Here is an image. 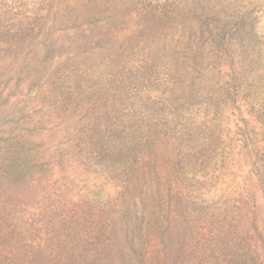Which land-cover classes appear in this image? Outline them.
Returning a JSON list of instances; mask_svg holds the SVG:
<instances>
[{"label": "rangeland", "instance_id": "374dc122", "mask_svg": "<svg viewBox=\"0 0 264 264\" xmlns=\"http://www.w3.org/2000/svg\"><path fill=\"white\" fill-rule=\"evenodd\" d=\"M69 1L77 0H60L57 6L48 8L44 12L45 19L36 23L35 31L24 45L15 54L5 57L6 60L0 58V199L5 200L3 196H9V203L16 209V201L21 194L41 208L50 205L49 212L52 207L76 212L71 205L82 204L83 199L93 201V206L96 202L103 206L112 202L109 217L104 214L108 207L94 206L98 216L90 219L93 224L83 226L81 234L84 231L91 236L100 233L102 237H108L112 243L114 264H209L206 256L207 249L209 253L213 250L208 245L214 241L213 225L221 226L226 218L229 222V216L224 221L220 215L225 211L232 212L231 205L237 203L240 195L245 202V190L253 188L259 191L252 204H261L260 218L255 223H259L256 237L259 236L257 241L264 259V189L261 186L256 188L258 178L264 177V171L262 162L256 159L258 156L248 163L244 152L249 151L255 156L254 147L258 148L262 136L252 137L247 128L245 133L240 132L239 129L244 128L250 119L246 108L244 115L237 109L233 112L231 108L234 106L225 112V107L228 108L225 104L232 106L235 95L233 90H226L228 86L219 78L223 65L235 66L237 60L228 58L217 65L210 60L209 66L203 69L208 77L209 92L203 95L206 100L201 109L207 105L211 113L216 111L218 119L222 118L220 123L225 129V137L221 143L226 147L233 146L231 142L242 149L249 147L243 151L241 148L236 150L239 162L233 168L234 175L230 180L226 177L229 173L221 165L219 170L212 167L191 169L184 176L176 172L170 164L175 154L169 149L152 150L151 145L144 143L145 136L140 135L142 140L136 138L140 137L136 135L138 126L129 116L125 117V123L129 122L124 129V139L130 141L128 147L135 152L141 151L138 143L143 144L139 162H131L133 173H119L117 165L103 168L97 158L88 162V155L93 153L91 149L96 145V138L93 139L91 134L96 128L93 126L101 128L103 132L99 140L107 143L119 135L115 133L119 130H115L114 124L123 120L126 109L137 101V92L140 93L139 100L150 94L156 103L167 97L165 86L158 89L159 86L151 84L147 76L139 77L142 72L134 70L138 55L133 58L129 51L137 50L147 42V34H142L140 29L153 18L164 20V23L169 20L171 27L176 22L179 24L182 18L195 25V21L190 20L193 15L190 6L195 9L192 6L194 0H175V11L169 6L155 15L149 9L124 10L121 21L115 20L105 7L90 14L72 12L67 7ZM184 30L189 29L176 24L171 29L172 35L169 33L173 38L177 33L179 37L182 34L185 37L178 47L180 54L188 53L187 46L191 44L190 36H186ZM256 34L264 38L262 18ZM173 38H168L166 45L175 43ZM141 52L145 54V49ZM255 52H250L253 58ZM154 71L152 76L155 79L158 75ZM258 77L264 78V73ZM140 84L142 89L136 91ZM181 111L189 115V111ZM153 113L154 121L160 112L154 109ZM181 118L183 122L179 126L183 127L188 121H185L186 117ZM128 134L136 136L131 137L134 142L127 137ZM223 152L220 148L217 153ZM126 166L128 168L129 163ZM121 192L124 196L117 199ZM223 203L227 205L223 207ZM63 215L69 216L68 211ZM72 221L75 223L64 229H67L66 234L74 231L73 234L78 236L80 233L72 229L78 226L76 217ZM251 227L255 232L252 224ZM185 230L189 236L195 235L198 247L203 248V257L199 255L189 259L174 254L176 236ZM67 241L73 242L70 237ZM158 257L163 259L162 263ZM177 257L178 261L174 263Z\"/></svg>", "mask_w": 264, "mask_h": 264}, {"label": "trees", "instance_id": "16d2710c", "mask_svg": "<svg viewBox=\"0 0 264 264\" xmlns=\"http://www.w3.org/2000/svg\"><path fill=\"white\" fill-rule=\"evenodd\" d=\"M59 1L0 0V58L6 60L5 57L8 58L13 53L15 54L35 31L36 23L45 19L44 12L48 8L50 10V7L57 6ZM165 1L77 0L69 1L67 7L72 12L83 11L87 14L105 7L107 12L114 15L115 20L121 21L124 10L131 12L133 9H149L150 13L155 15L164 12V9L171 6L172 11H175L174 4L177 0L176 2L175 0ZM192 6L195 9L192 10L190 6V11L193 13L190 20H194L196 24H188L185 18H182L179 24L176 22L178 26L189 29L188 31L184 30L185 35L190 36L191 44L187 46L188 53L187 51L183 54L179 53L178 47L185 40L183 34H180L179 37L177 33L175 38L171 37V29L176 24L171 27L172 23L170 22L169 25V20H165L164 23V20L153 18L151 22L148 21L147 24L141 26V33L147 34V42H144L137 50L129 51L133 58H136L137 55L139 58L134 70L138 71L137 73L142 72L139 77L147 76L151 84L159 86L158 89L160 86H165L168 89L167 97L156 103L148 93L147 96L143 95L139 100L140 93L137 92V101L128 110L126 109L124 121H118L119 126L117 122L114 124L115 130H119L115 133L118 132L119 135L107 143L99 140L103 132L100 130L101 128L97 125L93 126L96 128L91 134L93 139L96 138V145L91 149L93 153L88 155L90 156L88 162L95 161L97 158L101 160L98 164L102 167L117 165L119 168L116 170L117 172L133 173V163L131 162L139 160L143 144L138 143L142 147L141 151H136L138 153L128 147L130 141L124 139L126 132L124 129L129 122L125 123V117L129 116L138 126L136 135L145 136L146 142L144 141V143L147 146L151 145L152 150L154 148L155 150L163 148L165 151L169 149L172 154H175V158L170 164L173 165V170L176 172H181L184 176L191 169L206 170L212 167L219 170L221 165L225 168L223 170L229 173L226 177L230 180L234 175L235 169L233 168L239 162L236 150L242 149V147L234 142H231L233 144L231 147H226L221 143L225 137V135L223 136L225 129L221 128L220 123L222 118L218 119L219 114L216 115V111H213L215 114L211 113V109L207 105L201 109L204 100H206L203 95L205 92L207 94L209 92L206 79L208 77L204 75L203 69L209 66L210 60L214 65H217L230 58V61L237 60L235 66L230 64L229 68L230 65L225 63L223 71L219 75L220 80H224L222 83L229 87H226V90H233L232 94L235 95L231 101L232 106L225 104L228 106V108L225 107V112L234 106L235 108H231L233 112L237 109L244 115V108L247 109L250 119L246 122L243 121L247 125L239 129L240 132L245 133V128H247L248 132L253 134L252 137H262L258 148L254 147L255 156L251 155L249 151H244L247 154L245 160L249 163L258 156L256 159L262 162L261 166L264 171V78L259 79L258 77L260 73H264V38L261 39L256 34V27L261 18L264 19V0H194ZM110 17L112 18V16ZM168 38L169 40L173 38L176 45L175 43L166 45ZM143 48L145 54L141 52ZM250 52H255V58ZM154 69L156 70L154 71ZM213 70L215 71V68ZM153 71L158 75V78H153ZM118 83L121 84L119 81ZM116 84L117 81H115ZM112 85L114 86V82ZM140 88L142 89L141 84L135 89L139 91ZM155 91L149 92L154 93ZM154 109L160 114L153 121ZM182 109L189 111V115H184L185 112H182ZM141 116L144 119L140 118ZM181 117H186L185 121H188L183 124V127L179 126L183 122ZM223 127L225 128V126ZM133 136L127 135L132 142H134L131 138ZM141 136L134 137L142 140ZM235 141L238 139L236 138ZM147 146L146 148H149ZM220 148L221 151H224L221 154L217 153L220 152ZM248 148L244 147L243 149ZM213 155L215 160H213ZM212 160L214 163L211 166ZM127 163H129L128 168ZM258 182L256 188L261 186L264 189V177H259ZM238 192L240 191L238 190ZM245 192L247 194L245 202L242 201L240 195L237 203L231 205L232 212L226 213L224 208V215L223 213L220 215V217H224V221L229 216V222L226 218L225 224L218 227L213 225L211 230L214 241L208 245L213 247L214 251L209 253L210 251L207 249L206 256V259H209V264H263V253L257 241L259 236L256 237L260 227L259 223H255L260 218L261 204H252L259 191L247 188ZM53 196L55 195L53 194ZM121 196H124L122 192L117 199H120ZM3 197L5 200L0 199V264H114V258L111 256L112 243L108 237H102L100 233L91 236L84 231L81 234L83 226L86 223L93 224L90 219L98 216L94 211V206H99L102 209L108 207L106 209L108 212L105 210L104 214L109 217L112 212V202H108L107 206L96 202L93 206V201L83 199L82 204L73 203L71 205V207H75L76 212H73L72 209L69 211L68 208L56 207L55 209L52 207L54 211L51 209L49 212L50 205L47 204L41 208L38 203H32L29 201V197H24L21 194L16 201V209L9 203V196ZM169 197L172 199L171 196ZM176 198L179 199L178 196ZM225 205L227 204L223 203L222 206L225 207ZM201 206H206V204H201ZM67 211L69 216L63 215ZM75 217L78 226L75 229L72 227V229L79 232L81 236L80 234L75 236L74 231V234L72 232L66 234L67 229H64L75 223L72 221V218ZM251 224L254 226L255 232H253ZM79 226L81 227L78 231ZM207 228L209 229L208 225ZM181 232L176 236L177 245L174 254L178 253L183 258L187 256L189 259L201 256L203 248L198 247L195 235L189 236L186 230ZM69 237L73 242H69L70 240L66 242ZM194 253L195 256H192ZM158 259L159 263H162L163 259L160 257ZM174 261L177 263L178 257ZM206 262L207 260H205Z\"/></svg>", "mask_w": 264, "mask_h": 264}]
</instances>
